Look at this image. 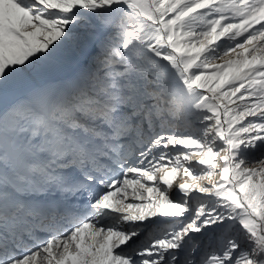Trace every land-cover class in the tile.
Listing matches in <instances>:
<instances>
[{
  "label": "snow or ice",
  "instance_id": "1",
  "mask_svg": "<svg viewBox=\"0 0 264 264\" xmlns=\"http://www.w3.org/2000/svg\"><path fill=\"white\" fill-rule=\"evenodd\" d=\"M0 264H264V0H0Z\"/></svg>",
  "mask_w": 264,
  "mask_h": 264
}]
</instances>
